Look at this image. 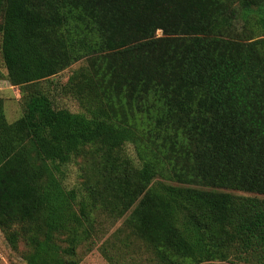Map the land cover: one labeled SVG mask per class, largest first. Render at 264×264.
I'll list each match as a JSON object with an SVG mask.
<instances>
[{"label": "trees", "instance_id": "16d2710c", "mask_svg": "<svg viewBox=\"0 0 264 264\" xmlns=\"http://www.w3.org/2000/svg\"><path fill=\"white\" fill-rule=\"evenodd\" d=\"M0 17V79L25 99L11 122L0 97V227L28 264H79L103 218H124L111 264H264V0H0ZM78 61L73 111L42 84Z\"/></svg>", "mask_w": 264, "mask_h": 264}, {"label": "rangeland", "instance_id": "374dc122", "mask_svg": "<svg viewBox=\"0 0 264 264\" xmlns=\"http://www.w3.org/2000/svg\"><path fill=\"white\" fill-rule=\"evenodd\" d=\"M257 18V12H254L250 21L253 24V28L256 25ZM256 32L259 31L253 29V34H256ZM158 34L161 35L162 31L159 30ZM1 43L2 35L0 32V66L3 68ZM84 64L85 61H78L53 76L49 79V81L43 82L42 85L45 89L51 90V95L54 96L55 103L58 106L66 107L73 111H79L81 109L79 102L73 96L66 94L63 87L68 82L69 77L73 74V72ZM0 97L4 100V108L9 121L12 122L23 114L25 99L20 86L12 85L7 79H0ZM127 153L132 157L136 156L134 148L131 145L127 147ZM87 171L88 162L84 161L82 158L65 165L64 172L66 186L71 188L81 185L86 179ZM235 193L242 192L235 191ZM102 220L103 225L100 231L103 233V235H100L102 239L98 240L91 249H88L86 244L79 247V264H111L102 254L99 246L104 239L110 236L119 226H121L124 218L117 220L103 218ZM135 246L144 248L142 245ZM25 250L26 246L23 241L20 242L19 248L15 250L7 240L5 231L0 227V264H28L23 255ZM139 253L145 254L144 249H139L138 254Z\"/></svg>", "mask_w": 264, "mask_h": 264}]
</instances>
